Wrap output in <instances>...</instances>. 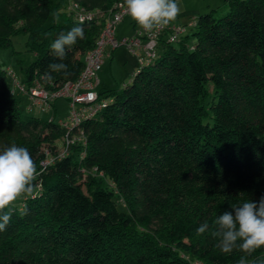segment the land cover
<instances>
[{"label": "trees", "instance_id": "16d2710c", "mask_svg": "<svg viewBox=\"0 0 264 264\" xmlns=\"http://www.w3.org/2000/svg\"><path fill=\"white\" fill-rule=\"evenodd\" d=\"M72 1L101 12L123 3ZM67 2L0 0V49L22 34L34 54L27 86L74 81L94 47L104 21H74ZM224 6L223 16L197 18L194 44L189 35L176 48L162 39L158 57L123 90L98 92L113 103L82 123L86 145L46 169L45 151H59L64 130L54 119L22 116L0 68V150L26 147L39 173L33 197L13 207L0 232V264H236L242 255L264 264V248L225 254L210 231L196 234L203 222L234 214L232 205L264 196V0ZM74 26L84 38L63 61L71 75L49 81L51 43Z\"/></svg>", "mask_w": 264, "mask_h": 264}, {"label": "clouds", "instance_id": "9594fccd", "mask_svg": "<svg viewBox=\"0 0 264 264\" xmlns=\"http://www.w3.org/2000/svg\"><path fill=\"white\" fill-rule=\"evenodd\" d=\"M127 15L145 32H152L169 25L180 13L177 0H123ZM48 35H51L50 33ZM84 38L81 26L72 27L67 33L61 32L51 43L53 56L44 76L54 79L52 73L71 75L68 65L63 61L78 39ZM39 173L36 162L26 147L11 144L0 150V232L6 230L14 212L13 205L22 197L31 198L38 185L35 183ZM233 212H224L210 225L203 222L196 234L211 232L218 238L221 252L228 254L240 250L251 256L264 248V196L259 202L246 200L232 205ZM236 264H249L246 256H241Z\"/></svg>", "mask_w": 264, "mask_h": 264}, {"label": "built area", "instance_id": "2783aa9c", "mask_svg": "<svg viewBox=\"0 0 264 264\" xmlns=\"http://www.w3.org/2000/svg\"><path fill=\"white\" fill-rule=\"evenodd\" d=\"M67 16L81 23L104 21L103 28L94 44L83 58V70L74 81L49 90L36 80L30 86L19 83L15 75L7 70L11 79L10 94H24L29 100L28 110L37 109L40 112H51L58 100H64L69 105V115L65 119H59L57 125L64 130L62 150L56 154L45 151V157L40 162L42 169H46L55 161L68 155L69 148L75 144L86 145V138L81 127L82 123L95 118L109 104L113 103L112 97H100L98 93L99 80L97 73L101 69L105 58L118 48L124 47L134 58L140 67L147 66L158 57L162 39L166 44L176 45L187 30L194 28L196 22L187 27L176 24L173 21L158 30L145 32L135 27L130 37L117 38L115 29L127 16L123 3L112 6L108 12L100 10H86L78 3L68 0L66 4ZM126 85H124V88ZM102 175V174H100Z\"/></svg>", "mask_w": 264, "mask_h": 264}, {"label": "rangeland", "instance_id": "374dc122", "mask_svg": "<svg viewBox=\"0 0 264 264\" xmlns=\"http://www.w3.org/2000/svg\"><path fill=\"white\" fill-rule=\"evenodd\" d=\"M177 2L180 7V13L173 22L186 27L190 23L196 22L200 15H204L210 11H214L216 17L223 16L227 12L224 6V0H177ZM52 22L53 19L49 18L44 24V27L52 25ZM134 24L135 22L127 15L116 26V37L132 36V26ZM136 27L140 28L138 25ZM186 35H189L188 44H194V39L191 37V30H187ZM25 43V36L18 34L12 38L11 47L0 49V68L11 71L15 75L16 80L23 85L26 83L25 70L34 60V54L27 51ZM174 47L176 48L177 46L175 45ZM112 55V58H105L101 69L97 73L99 80L98 92L123 90L124 85L131 81L133 75L140 68L134 56L124 47L116 49ZM10 98L18 101L21 114L26 118L35 117L43 121L54 119V122L57 123L59 119H65L70 113L68 102L64 100H58L55 103L56 111L40 112L37 109L28 110L29 100L27 95L15 93L10 94ZM57 144L60 152L63 144H61L60 140L57 141ZM22 199L23 197L13 207H18ZM118 203V210L124 212L125 209L122 202L119 201Z\"/></svg>", "mask_w": 264, "mask_h": 264}, {"label": "crops", "instance_id": "0c3cea01", "mask_svg": "<svg viewBox=\"0 0 264 264\" xmlns=\"http://www.w3.org/2000/svg\"><path fill=\"white\" fill-rule=\"evenodd\" d=\"M136 24V23H135ZM132 28L134 29V25L132 26ZM113 57V55L111 54V56L109 57V58H112Z\"/></svg>", "mask_w": 264, "mask_h": 264}]
</instances>
